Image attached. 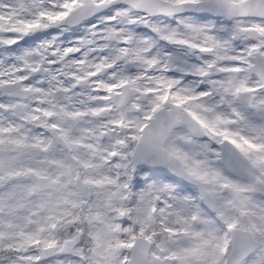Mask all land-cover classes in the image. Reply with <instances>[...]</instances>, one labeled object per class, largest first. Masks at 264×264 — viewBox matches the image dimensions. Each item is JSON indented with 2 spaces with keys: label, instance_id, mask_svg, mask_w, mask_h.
I'll list each match as a JSON object with an SVG mask.
<instances>
[{
  "label": "snow or ice",
  "instance_id": "snow-or-ice-1",
  "mask_svg": "<svg viewBox=\"0 0 264 264\" xmlns=\"http://www.w3.org/2000/svg\"><path fill=\"white\" fill-rule=\"evenodd\" d=\"M0 264H264V0H0Z\"/></svg>",
  "mask_w": 264,
  "mask_h": 264
}]
</instances>
